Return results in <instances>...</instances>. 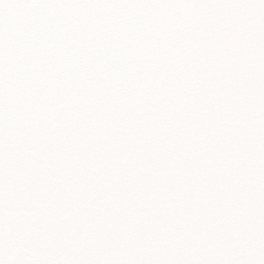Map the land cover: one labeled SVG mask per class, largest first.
Instances as JSON below:
<instances>
[{
    "label": "snow or ice",
    "instance_id": "1",
    "mask_svg": "<svg viewBox=\"0 0 264 264\" xmlns=\"http://www.w3.org/2000/svg\"><path fill=\"white\" fill-rule=\"evenodd\" d=\"M0 264H264V0H0Z\"/></svg>",
    "mask_w": 264,
    "mask_h": 264
}]
</instances>
